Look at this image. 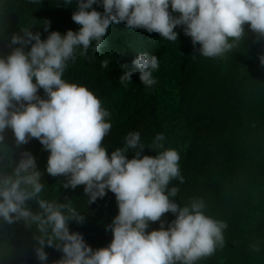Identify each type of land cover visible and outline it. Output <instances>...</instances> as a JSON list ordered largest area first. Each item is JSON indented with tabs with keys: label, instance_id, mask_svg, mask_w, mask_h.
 <instances>
[{
	"label": "clouds",
	"instance_id": "1",
	"mask_svg": "<svg viewBox=\"0 0 264 264\" xmlns=\"http://www.w3.org/2000/svg\"><path fill=\"white\" fill-rule=\"evenodd\" d=\"M75 7L72 19L59 31H49L51 21H45L46 39L44 32L29 28L12 34L10 45L19 46L0 56V144L9 128L17 145L38 139L50 152L46 172L66 177L65 189L84 185L88 203L111 191L118 205V214L107 226L113 239L94 250L82 233L70 231L71 221L83 223L85 217L71 199L61 203L42 197L43 173L28 151L21 153L10 172L0 171V221L35 226L39 244L35 251L42 264L48 262L45 246L62 252L54 264H197L213 256L225 246L228 224L206 214L202 198L184 206L176 202L179 189L169 185L177 179L184 183L179 151L165 148L163 133L146 145L139 132H129L124 146L109 154L104 140L112 128L111 113L93 91L63 77L78 56L92 60L111 33V44L126 33L122 48L133 54L130 68L118 66L124 86L134 73L147 88L159 77L185 75L192 67L180 45L162 56L152 53L157 40L174 44L181 39L206 58L234 50L233 58L218 63L224 67L219 83L238 86L257 61L250 54L252 45L264 42V0H77L71 9ZM109 63L104 59L101 67L107 69ZM259 63L264 67V54ZM96 65L100 66L97 60ZM141 123L131 115L120 127L143 128ZM145 148L157 154L144 155ZM129 152H134L131 159ZM168 213L175 217L170 222L163 219ZM156 222L159 228L149 231ZM252 250L259 252V245Z\"/></svg>",
	"mask_w": 264,
	"mask_h": 264
},
{
	"label": "trees",
	"instance_id": "2",
	"mask_svg": "<svg viewBox=\"0 0 264 264\" xmlns=\"http://www.w3.org/2000/svg\"><path fill=\"white\" fill-rule=\"evenodd\" d=\"M76 3L77 0L71 3L68 0H0V56H7L12 48L19 46L10 45V39L24 28L44 32L43 39H46L48 32L43 27L46 20L51 21L49 31L65 27L77 9H71ZM112 35L94 59L78 56L75 63L70 62L63 77L93 91L111 113L108 119L112 128L104 140L109 154L124 146L129 132H139L146 145L158 133H163L165 148H174L181 155L184 183L177 179L169 185L179 189L174 198L176 202L184 206L193 198H202L207 205L206 214L228 224L223 249H217L213 256L197 264H264V67L259 63L264 42L259 40L252 45L250 54L257 61L251 66L253 71L246 72L241 79L239 91L235 84L219 83L223 80L224 67L218 63L233 58L234 50L223 57L206 58L186 39L174 44L157 40L152 53L162 56L171 47L180 45L192 69L180 78L159 77L154 86L147 88L141 83L139 73L133 74L127 86L119 83L123 72L118 66L127 64L130 68L129 56L133 51L122 48L126 33L119 38L120 42L111 44ZM104 59L110 61L107 69L101 67ZM39 94L44 95L43 89ZM131 115L144 124L143 128L120 127ZM4 137L0 144V171L10 172L21 153L31 152L43 173L42 197L61 203L71 199L73 207L85 219L83 223L71 221L70 231L82 233L94 250L107 247L113 239L107 226L118 214L115 195L108 191L103 198L88 203L84 185L65 189L66 177H54L46 172L50 152L43 149L38 139L17 145L10 128ZM143 154L155 156L157 153L145 148ZM133 156L134 152L128 153L129 159ZM29 204L37 210L34 202ZM174 218L171 213L163 217L169 222ZM158 228L159 222L152 223L149 231ZM36 235L35 226L29 228L23 221L12 224L0 221V264H42L35 251L39 246ZM256 244L259 252L252 250ZM45 251L47 264H54L62 256L55 247L45 246Z\"/></svg>",
	"mask_w": 264,
	"mask_h": 264
}]
</instances>
